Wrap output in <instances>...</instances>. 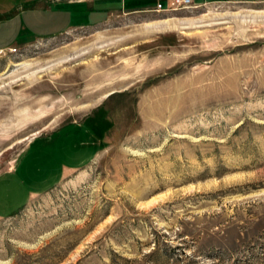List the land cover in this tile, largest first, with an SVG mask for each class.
<instances>
[{"label": "rangeland", "instance_id": "1", "mask_svg": "<svg viewBox=\"0 0 264 264\" xmlns=\"http://www.w3.org/2000/svg\"><path fill=\"white\" fill-rule=\"evenodd\" d=\"M103 2L0 0V176L101 140L0 217V264H264V0Z\"/></svg>", "mask_w": 264, "mask_h": 264}, {"label": "crops", "instance_id": "2", "mask_svg": "<svg viewBox=\"0 0 264 264\" xmlns=\"http://www.w3.org/2000/svg\"><path fill=\"white\" fill-rule=\"evenodd\" d=\"M95 1L96 5L98 6L97 8H103L101 7L104 4L103 0ZM15 40L16 37H14L13 32L7 35V38H4L0 41V47H8L10 45H13ZM70 125L74 126L77 135L73 133L74 135L70 136L71 133L69 131H66L65 133H63V137L66 139H70V137L76 136L75 141L71 142L68 145H63L60 149H57L56 152H45V150H42L40 152L43 153H35L32 158H29L28 152L31 149L30 147L32 146L34 141L37 140L38 137H36L31 140L30 145L28 144L29 146L22 154L24 155L22 160L18 161L15 168H13V170L7 171L5 174L0 176V217L16 211L31 196H33V194L45 191L52 186L57 185L67 173L76 171L84 167L95 158L97 153L101 150V140H98L97 137H95V139L93 138L89 126L78 123H71ZM61 129L62 127L54 130L49 135L59 132L61 131ZM84 135H86V138L84 137ZM35 158H39L41 161L43 160L45 162L43 163L42 161V165L44 168H46V166L48 167L49 165L51 166L54 163L55 167L48 169V174L40 178V180L35 179V183H27L24 177L13 179L14 174H16L18 170L24 165V162L29 163ZM29 166L30 165L25 164L24 171L32 170L29 169ZM36 170L40 171V167H36Z\"/></svg>", "mask_w": 264, "mask_h": 264}, {"label": "built area", "instance_id": "3", "mask_svg": "<svg viewBox=\"0 0 264 264\" xmlns=\"http://www.w3.org/2000/svg\"><path fill=\"white\" fill-rule=\"evenodd\" d=\"M191 3H192V0H169L166 6H163L161 2H158L155 9H159V11L172 10V6L174 5H181L182 7H189L191 6ZM14 52H16L15 48H11V47L0 48V60L4 59V57Z\"/></svg>", "mask_w": 264, "mask_h": 264}, {"label": "water", "instance_id": "4", "mask_svg": "<svg viewBox=\"0 0 264 264\" xmlns=\"http://www.w3.org/2000/svg\"><path fill=\"white\" fill-rule=\"evenodd\" d=\"M33 138H34V136L31 139H33Z\"/></svg>", "mask_w": 264, "mask_h": 264}, {"label": "bare ground", "instance_id": "5", "mask_svg": "<svg viewBox=\"0 0 264 264\" xmlns=\"http://www.w3.org/2000/svg\"><path fill=\"white\" fill-rule=\"evenodd\" d=\"M172 10H173V6H172Z\"/></svg>", "mask_w": 264, "mask_h": 264}]
</instances>
